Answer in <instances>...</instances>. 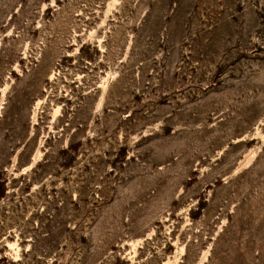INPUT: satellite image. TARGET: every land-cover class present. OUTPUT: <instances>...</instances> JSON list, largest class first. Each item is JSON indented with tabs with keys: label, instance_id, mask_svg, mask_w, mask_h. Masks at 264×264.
Returning <instances> with one entry per match:
<instances>
[{
	"label": "rangeland",
	"instance_id": "1",
	"mask_svg": "<svg viewBox=\"0 0 264 264\" xmlns=\"http://www.w3.org/2000/svg\"><path fill=\"white\" fill-rule=\"evenodd\" d=\"M0 264H264V0H0Z\"/></svg>",
	"mask_w": 264,
	"mask_h": 264
}]
</instances>
